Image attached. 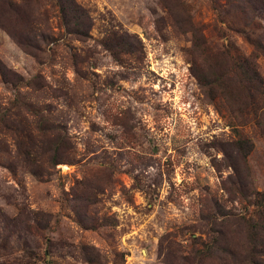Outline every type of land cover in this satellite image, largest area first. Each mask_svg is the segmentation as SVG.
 Returning <instances> with one entry per match:
<instances>
[{"label": "rangeland", "instance_id": "374dc122", "mask_svg": "<svg viewBox=\"0 0 264 264\" xmlns=\"http://www.w3.org/2000/svg\"><path fill=\"white\" fill-rule=\"evenodd\" d=\"M76 1L0 0V264H264V0Z\"/></svg>", "mask_w": 264, "mask_h": 264}, {"label": "trees", "instance_id": "16d2710c", "mask_svg": "<svg viewBox=\"0 0 264 264\" xmlns=\"http://www.w3.org/2000/svg\"><path fill=\"white\" fill-rule=\"evenodd\" d=\"M251 4L255 7H262L261 5L257 4V2L250 0ZM57 5L59 8L60 18L62 25L67 33L76 35L77 37H85L88 35V27L87 25V18L89 16L87 15L86 11L80 7V5L77 3L76 0H57ZM11 37L14 38L13 35H11L9 32H7ZM18 44L23 45V41L18 40ZM244 75L248 74V71L243 72ZM254 77L259 79L261 82V78L258 75V73L254 72ZM0 76L3 80V82L8 83L12 86H19L22 78L19 77V75L16 74V72H13L12 69L8 68L1 60H0ZM27 85V83H25ZM2 119V115L0 114V121ZM238 144H242L238 142ZM238 146V151L244 158L246 155L245 151H243L241 145ZM259 205H264V191L259 192ZM257 225H253L255 227ZM249 251L252 255L255 252H262L264 251V242L260 243L258 236L255 233H251L249 235ZM199 253H202L201 250Z\"/></svg>", "mask_w": 264, "mask_h": 264}]
</instances>
